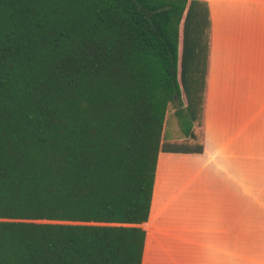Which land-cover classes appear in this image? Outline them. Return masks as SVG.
<instances>
[{
  "label": "trees",
  "instance_id": "obj_1",
  "mask_svg": "<svg viewBox=\"0 0 264 264\" xmlns=\"http://www.w3.org/2000/svg\"><path fill=\"white\" fill-rule=\"evenodd\" d=\"M210 46L204 0H0V264H141L158 153L203 152Z\"/></svg>",
  "mask_w": 264,
  "mask_h": 264
},
{
  "label": "crops",
  "instance_id": "obj_2",
  "mask_svg": "<svg viewBox=\"0 0 264 264\" xmlns=\"http://www.w3.org/2000/svg\"><path fill=\"white\" fill-rule=\"evenodd\" d=\"M204 1L203 152L158 153L141 264H264V0Z\"/></svg>",
  "mask_w": 264,
  "mask_h": 264
},
{
  "label": "rangeland",
  "instance_id": "obj_3",
  "mask_svg": "<svg viewBox=\"0 0 264 264\" xmlns=\"http://www.w3.org/2000/svg\"><path fill=\"white\" fill-rule=\"evenodd\" d=\"M174 106L175 104H170L167 109L166 123L164 127V139H173L175 140L177 144H191L193 142L191 140L189 141L186 139L179 140L183 138L184 136L181 132L179 122L174 114V110H175ZM195 131L200 137L201 131H202L201 128L195 127ZM199 141H200V138H199ZM240 260L241 262H239ZM241 263L244 264V258H238V264H241Z\"/></svg>",
  "mask_w": 264,
  "mask_h": 264
}]
</instances>
